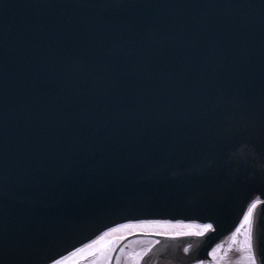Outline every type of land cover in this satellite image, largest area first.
<instances>
[{
    "label": "water",
    "instance_id": "95a60500",
    "mask_svg": "<svg viewBox=\"0 0 264 264\" xmlns=\"http://www.w3.org/2000/svg\"><path fill=\"white\" fill-rule=\"evenodd\" d=\"M256 198L264 224V0H0V264L135 233L138 264L209 263Z\"/></svg>",
    "mask_w": 264,
    "mask_h": 264
},
{
    "label": "snow or ice",
    "instance_id": "6c2138e0",
    "mask_svg": "<svg viewBox=\"0 0 264 264\" xmlns=\"http://www.w3.org/2000/svg\"><path fill=\"white\" fill-rule=\"evenodd\" d=\"M82 74L77 73L69 68L68 75H76ZM260 203L259 199L257 198L254 200L247 209V212L244 214L243 221L241 222V227H247V235L243 242L242 251L247 254V261L248 264H257V259L260 257H264V224H260L254 219V210L257 207V204ZM120 210L122 211H135L134 206L123 207ZM180 222L177 221L176 225L172 224L170 220H149V219H138L133 218L130 219L128 223L119 225L120 228H148L152 226H158L161 228H169V227H176L179 225ZM190 227V226H185ZM204 231L213 230V224L208 223L202 226ZM117 231V228H109L107 232H104L102 236L98 237L97 240L91 241L90 244L84 245L85 248H91L94 244L98 242V240L104 239V237L108 236L109 233ZM237 232L240 231L239 228L236 230ZM161 236H174L179 237L183 235H188L189 233H185L182 231L176 232H169V231H161L158 233ZM197 235L202 234L201 232H197ZM83 249L77 248L74 252H70L68 256L60 255L59 253H55L51 258L46 259L48 264H69V257L75 256L78 252L82 251ZM187 251V249H185ZM58 257V258H57ZM200 264H203L201 261Z\"/></svg>",
    "mask_w": 264,
    "mask_h": 264
},
{
    "label": "flooded vegetation",
    "instance_id": "af4514ba",
    "mask_svg": "<svg viewBox=\"0 0 264 264\" xmlns=\"http://www.w3.org/2000/svg\"><path fill=\"white\" fill-rule=\"evenodd\" d=\"M120 239H117L112 244L108 245V247L103 251L102 256H100L99 260H94L89 264H111L110 260L113 253V248L119 242ZM127 245V246H126ZM149 245V241L146 239H137L133 240L129 243H126L124 248L120 249L115 256L113 257V264H136L140 255ZM219 264H232L231 262L223 263L221 259H219ZM216 264V263H215Z\"/></svg>",
    "mask_w": 264,
    "mask_h": 264
}]
</instances>
